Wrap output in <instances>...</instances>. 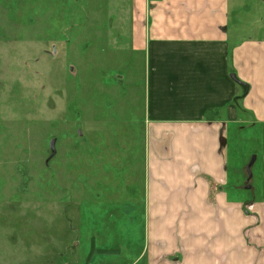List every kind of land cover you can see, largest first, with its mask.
<instances>
[{"label":"rangeland","instance_id":"374dc122","mask_svg":"<svg viewBox=\"0 0 264 264\" xmlns=\"http://www.w3.org/2000/svg\"><path fill=\"white\" fill-rule=\"evenodd\" d=\"M237 1L233 42L264 39V0ZM129 2L0 0V264H146V59ZM262 134L231 127L232 162Z\"/></svg>","mask_w":264,"mask_h":264},{"label":"crops","instance_id":"0c3cea01","mask_svg":"<svg viewBox=\"0 0 264 264\" xmlns=\"http://www.w3.org/2000/svg\"><path fill=\"white\" fill-rule=\"evenodd\" d=\"M129 3L131 48L146 59L145 200L152 242L138 260L264 264V39L233 42L237 0ZM243 29L250 30L236 31ZM244 125L263 129L250 168L256 181L252 174L247 189L242 178L251 161L232 162L228 152L229 129Z\"/></svg>","mask_w":264,"mask_h":264},{"label":"water","instance_id":"95a60500","mask_svg":"<svg viewBox=\"0 0 264 264\" xmlns=\"http://www.w3.org/2000/svg\"><path fill=\"white\" fill-rule=\"evenodd\" d=\"M53 51H54V55H55V54H56V46H53ZM231 78H232L233 80H235L238 84H241V83H242V82L238 81V79H237V77H236L235 74H231ZM52 145H54V142H52ZM255 159H256V158L253 157L252 161L250 162V164H249V166H248V172H249V174H250L251 177H252V173H251L250 168H251V166L253 165Z\"/></svg>","mask_w":264,"mask_h":264},{"label":"trees","instance_id":"16d2710c","mask_svg":"<svg viewBox=\"0 0 264 264\" xmlns=\"http://www.w3.org/2000/svg\"><path fill=\"white\" fill-rule=\"evenodd\" d=\"M247 87V86H246ZM246 87L244 88V90L246 91ZM245 93V92H244Z\"/></svg>","mask_w":264,"mask_h":264}]
</instances>
